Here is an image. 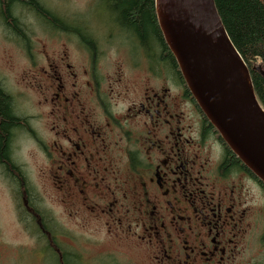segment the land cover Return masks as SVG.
Segmentation results:
<instances>
[{
  "label": "flooded vegetation",
  "instance_id": "flooded-vegetation-1",
  "mask_svg": "<svg viewBox=\"0 0 264 264\" xmlns=\"http://www.w3.org/2000/svg\"><path fill=\"white\" fill-rule=\"evenodd\" d=\"M94 4L136 72H98V40L75 27L89 69L75 73L67 56L43 55L49 65L38 72V118L47 131L18 115L5 91L12 99L9 118L0 102V153L7 156L0 154V168L13 176L51 246L47 218L29 206L27 176L14 161L24 138L49 162V182L70 219L94 222L108 239L145 250L148 264H239L264 184L208 120L165 40L171 55L162 54L160 39L144 44L116 23L110 0ZM18 5L0 0V23L5 13L17 19Z\"/></svg>",
  "mask_w": 264,
  "mask_h": 264
},
{
  "label": "rangeland",
  "instance_id": "rangeland-1",
  "mask_svg": "<svg viewBox=\"0 0 264 264\" xmlns=\"http://www.w3.org/2000/svg\"><path fill=\"white\" fill-rule=\"evenodd\" d=\"M40 1L62 23L72 27L82 25L84 34L90 33L98 40L102 53L97 63L98 72L123 71L128 77L136 72L123 50H116L119 47L108 33L114 31L109 18L102 13L101 17L96 15L99 12L95 0ZM15 16L25 39L0 23V85L12 95L18 115L34 118V127L47 131L46 121L38 118L43 112L39 106L38 86L42 80L38 72L40 69L48 71L49 65L43 55L52 59L67 56L75 73L89 69L87 55L78 52L79 35L75 32L51 29L20 4ZM15 155L14 161L27 176L30 194L35 199L31 197L29 206L40 215L45 214L54 246L38 230L13 176L1 167L0 264H60L62 256L64 260L78 258L79 264H148L145 250L139 252L135 246L108 239L104 228L94 222L70 219L49 182V162L27 139L18 141ZM256 216L257 226L246 241L239 264H264V200L259 192Z\"/></svg>",
  "mask_w": 264,
  "mask_h": 264
},
{
  "label": "water",
  "instance_id": "water-1",
  "mask_svg": "<svg viewBox=\"0 0 264 264\" xmlns=\"http://www.w3.org/2000/svg\"><path fill=\"white\" fill-rule=\"evenodd\" d=\"M155 10L163 38L198 105L264 184V108L214 0H155Z\"/></svg>",
  "mask_w": 264,
  "mask_h": 264
},
{
  "label": "trees",
  "instance_id": "trees-1",
  "mask_svg": "<svg viewBox=\"0 0 264 264\" xmlns=\"http://www.w3.org/2000/svg\"><path fill=\"white\" fill-rule=\"evenodd\" d=\"M17 2L33 11L53 30L60 29L63 32L73 31L78 35L82 34L80 30L74 29L75 27L58 20L40 0H17ZM110 2L114 8L112 14L116 23L124 29L130 30L134 38L141 40L144 44H150L149 39L153 37L160 39L162 54L169 53L160 32L155 0H110ZM214 2L231 42L250 72L254 92L260 105L264 108V76L258 71V68H261L264 72V0H214ZM3 21L7 29L12 30L20 39H25L22 27L12 13H5ZM169 54L171 55V53ZM0 102L3 110L1 113L9 118V114L6 112L10 111L8 105L11 101L1 85ZM1 156L3 160L7 159L6 155L1 154ZM19 195L23 194L20 192ZM38 230L44 233V230ZM44 236L50 238L48 234ZM79 261L78 258L64 260L66 264H79Z\"/></svg>",
  "mask_w": 264,
  "mask_h": 264
}]
</instances>
